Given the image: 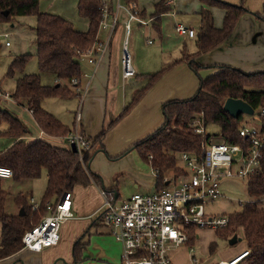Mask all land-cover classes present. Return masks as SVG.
Wrapping results in <instances>:
<instances>
[{
  "label": "crops",
  "instance_id": "0c3cea01",
  "mask_svg": "<svg viewBox=\"0 0 264 264\" xmlns=\"http://www.w3.org/2000/svg\"><path fill=\"white\" fill-rule=\"evenodd\" d=\"M78 1L76 4L78 17L71 14L69 9L55 11L41 8L43 11L50 10V13L58 14L71 21L77 30L86 31L89 22L79 15ZM107 1L111 13H116L117 25L113 29H103L99 32L98 38L105 43L106 47L98 64L94 67L88 62H82V82L86 87L81 130L90 139L97 138L105 130L101 141L94 146V153L89 162L90 169L99 179L93 180L88 185H77L72 190L74 214L63 222L58 244L45 247L41 251L22 248L15 254L0 260V264H124L121 258L122 244L111 234L108 225L100 219V213L105 193L116 200H122L137 192L150 191L151 193L161 189L152 165L144 160L137 144L163 125L165 121L163 105L173 99L183 100L193 97L200 87V80L216 73L220 65H229L249 73L264 71V19L257 16V13H263L264 0H226L234 4H243L247 11L240 17L232 35L226 41L215 49L197 56L196 61L203 65L198 73L187 61L177 60L184 54L194 55L198 51L196 40L201 25V10L204 6L201 0H168L173 9L163 13L159 18L153 15L155 4L159 0H138L137 6L140 12H143V17H140L147 23L131 21L129 36L125 27L129 20L127 10L117 8L118 0ZM111 6H113L112 9ZM212 12L215 25L221 27L224 10L214 6ZM21 17L25 16L16 17L7 23H12L11 27H14V23ZM79 20H81L80 24ZM4 23L0 21V31H11L13 36L14 31L10 29L11 27L4 26ZM177 24L192 27L195 30L194 37L178 32ZM34 36L36 38L35 30ZM127 38L128 47L130 49L132 45L133 55L136 58V75L125 79L121 59ZM16 59L28 61L29 56L21 55ZM169 64L172 66L146 90L135 104L126 109L139 90L148 83L150 76ZM20 76L22 73L18 77ZM52 81L53 83L48 85L59 82L54 76ZM62 99L67 100V98ZM68 99L76 101L75 107L71 110L73 118L70 125L65 118L61 119L59 116L58 118L73 129L80 98L76 95ZM11 100L18 106L28 109L32 114L26 104H21L13 98ZM45 100L43 107L47 110L44 105ZM18 116L28 125L22 116ZM35 123V128L28 125L31 132L26 139L29 141L40 138L38 135L42 130L39 129L36 121ZM43 136L45 140L55 145L66 146V142L61 137H52L45 133ZM12 142V139L0 136V150L9 147ZM135 150L138 155L135 154ZM43 174L48 182L47 172L44 171ZM34 180L31 183L35 182ZM25 183L29 182L25 181ZM21 194L25 195L28 203L29 197L35 198L32 191ZM17 208L22 207L17 204ZM195 237H199V231L192 237L190 244ZM244 240V246L236 247L238 249L234 253L229 252L226 258L219 261H226L241 254L247 246L246 239ZM212 244L214 246L210 245V249L213 251L216 244ZM179 247H175L178 249L174 254L173 248L170 251L174 263L177 264L175 262L177 259L179 264H192L195 257L191 252L194 251L189 248L188 261L186 256L182 258ZM76 255H79L78 260ZM208 260L202 259L203 263H214Z\"/></svg>",
  "mask_w": 264,
  "mask_h": 264
},
{
  "label": "trees",
  "instance_id": "16d2710c",
  "mask_svg": "<svg viewBox=\"0 0 264 264\" xmlns=\"http://www.w3.org/2000/svg\"><path fill=\"white\" fill-rule=\"evenodd\" d=\"M201 25L197 36L198 51L194 55L184 54L177 61H187L198 73L203 67L196 61L199 54L209 52L226 41L233 33L240 17L247 11L243 4H234L223 0H201ZM41 0H0V21L11 22L19 16H34L36 25L37 58L39 70L51 73L58 79L55 85L44 84L40 73H25V59H14L8 68L7 76L22 73L17 78L15 91L11 97L21 104H26L32 111L39 129L52 137H65L72 130L56 115L43 107V101L49 97L71 98L76 96L71 80L82 77V61L79 51H87L95 42L103 0H79L78 13L86 18L89 27L86 31L75 28L73 23L64 17L40 9ZM138 0H127V3ZM224 10L221 27L215 25L212 7ZM113 6H111L112 9ZM173 6L168 0H159L155 4L154 16L159 18L169 12ZM8 11V15L3 12ZM143 17V12L139 13ZM257 16L264 19L263 13ZM172 64L166 65L152 74L148 83L139 90L130 108L146 92V90ZM240 98L247 101L256 113V121L264 133V71L245 72L229 65L218 66V71L200 80L196 94L189 99H173L163 105L165 121L155 132L137 144L144 160L153 168L159 169L157 183L165 186V177L169 171L174 174L182 172L178 161L183 151L198 152L202 137L195 133L192 121L197 115L204 113V122L218 124L220 132L215 134L229 143H248V139L240 135L244 124V114L233 117L224 109L227 98ZM0 136L12 139V144L0 150V165L12 168L13 179L22 181L39 178L47 172L48 182L43 198L36 210H32L25 195L15 197L16 203L24 208L23 214H8L6 200L8 192L3 188L0 177V260L5 259L23 248V235L34 225L40 223L50 212L47 203L56 204L62 195L72 191L77 185H88L99 177L92 172L89 162L94 153V146L101 141L105 130L95 139H90L91 149L83 152L74 151L66 146L55 145L45 136L29 141L28 125L7 107H0ZM150 155L153 157L150 158ZM180 171V172H179ZM248 186L253 198L264 197V148L261 164L257 171L248 177ZM101 217V216H100ZM100 219L103 220L101 217ZM238 229L244 231L247 248L250 254L238 264H264V201L246 203L240 212L230 214L229 224L217 230L225 238L237 234ZM192 239V238H191ZM190 239V241H191ZM78 245V244H77ZM80 245V242H79ZM214 244H211L213 247ZM81 247L82 244H81ZM78 249V246H77ZM79 255H76L78 260Z\"/></svg>",
  "mask_w": 264,
  "mask_h": 264
},
{
  "label": "built area",
  "instance_id": "2783aa9c",
  "mask_svg": "<svg viewBox=\"0 0 264 264\" xmlns=\"http://www.w3.org/2000/svg\"><path fill=\"white\" fill-rule=\"evenodd\" d=\"M127 0H118L117 8L127 10L129 20L126 23L127 36L131 32L130 22L138 20L147 23L139 15L137 2L127 3ZM99 31L94 44L87 51H79L82 62H88L94 67L98 64L105 50V43L101 41L99 32L103 29L114 28L118 18L111 13L107 0H103ZM176 30L194 37L195 30L177 24ZM11 31H0V40L5 39L6 45H11ZM123 78L136 75L132 53L126 39L122 51ZM83 76V75H82ZM84 76H88L84 74ZM80 104L76 111L75 127L63 137L69 144H75L77 150L83 152L91 149L92 143L81 131L83 119V97L86 85L82 77L71 80ZM0 97H11L8 92L0 89ZM264 114V109L262 110ZM195 133L202 137L198 152L183 151L180 154L182 172L178 175H167V186L151 193L137 192L128 198L116 200L105 193L104 204L100 216L110 228L111 234L121 242V258L124 264H175L171 257V249L183 244L189 245L194 251L190 239L200 229L213 228L215 230L226 227L230 222V214H212L207 211L206 203L221 196L220 183L225 177H245L254 174L261 164L264 148V133L257 125L244 124L240 128V135L248 139V143H229L215 135L209 134L204 122V113L196 116L192 121ZM44 132L38 135L42 137ZM153 156L150 155V158ZM158 176L159 169L153 168ZM13 170L8 166L0 165V177L12 178ZM168 185H172L169 187ZM72 191L65 192L56 204L47 203L49 213L43 220L27 230L23 235V248L41 251L45 247L59 243L63 222L72 217ZM264 201L262 198H253L245 201ZM32 210L39 207L34 197H29ZM250 249L241 252L236 258L212 264H238L243 256H248ZM244 257V258H245ZM192 264H204L193 259Z\"/></svg>",
  "mask_w": 264,
  "mask_h": 264
},
{
  "label": "rangeland",
  "instance_id": "374dc122",
  "mask_svg": "<svg viewBox=\"0 0 264 264\" xmlns=\"http://www.w3.org/2000/svg\"><path fill=\"white\" fill-rule=\"evenodd\" d=\"M76 4L77 0H41L40 9L42 10L41 7H45L55 11H58L60 9H69L71 14L78 17V14L76 12ZM45 11L51 12L50 10ZM80 23L81 20H79V24ZM11 24L12 23L5 22L4 26L9 28L11 27ZM14 24V27L10 28L15 33L13 36H11L9 40L11 45L8 47L6 46L5 39L0 40V79H2V81L0 80V84L2 85H0V89L2 88L1 90H3V92H8L9 94H12L14 92L15 84L20 73L18 72L12 77L7 76L6 74L8 72L10 63L14 59L19 58L21 55L29 56V59L25 65L26 73H40L41 80L44 84H52L53 75L51 73L41 72L39 70L37 58V45L34 36L36 18L34 16L21 17ZM130 50L133 55L132 45H130ZM135 62L136 58L135 55H133L134 66ZM1 99V107H7L8 109L16 112L18 115L22 116L25 121H27L30 127H36L35 120L28 109L26 110L23 107L18 106L14 101L11 100V97L7 98V101H5L6 99H4V97H1ZM45 101L46 102L44 103V105L47 107V110L55 114L57 117L59 116V118L61 119L65 118V120H67V124L70 125V122L73 118L71 110H73V108L75 107L76 101L68 98L66 100L58 97H49ZM243 123L247 125H257L258 123L256 121V113L253 115L244 114ZM3 127L4 126H0V129ZM206 129L207 132L212 135L218 134L220 132V126L218 124H208ZM135 154L138 155L137 150H135ZM178 164L180 167L182 166L181 159H179ZM152 170L154 172V169ZM167 174L173 175L174 173L172 171H169ZM32 180L33 179L16 181L13 178L2 179L3 188L8 192V197L6 200V211L8 214L20 213L21 209L17 208L15 197L21 193H26V191H32L36 201L38 203L41 202L44 192L46 190L47 180L44 174L41 177L36 178L34 180L35 182L31 183ZM25 181L29 183H25ZM168 186L171 187L172 185ZM220 186L221 196L214 200H209L206 203V208L209 213L222 215L240 212L244 207L245 201L253 199V196L250 194L249 191L248 178L225 177L224 179H222ZM149 192L150 191H147V193ZM217 230L213 228H204L199 230V237H195L192 242V245H194L195 250L194 252H191V254L194 255L195 259L201 262H203L202 259H209L208 262H218L219 260L226 258L229 252L234 253V251L238 249L236 247L244 246V231L242 229H238L237 231L238 237H241L242 239L236 242L235 244H231L229 242V238L220 236L217 233ZM212 243L216 244V247L213 251L210 249V245ZM179 248H181L180 252L182 254V258L183 256H186L187 260L189 261L188 253L190 250L188 245L183 244ZM177 249L178 248L174 247L172 249V253L174 254ZM246 249H248L247 246L243 251H245ZM175 262L179 264V261L177 259Z\"/></svg>",
  "mask_w": 264,
  "mask_h": 264
},
{
  "label": "water",
  "instance_id": "95a60500",
  "mask_svg": "<svg viewBox=\"0 0 264 264\" xmlns=\"http://www.w3.org/2000/svg\"><path fill=\"white\" fill-rule=\"evenodd\" d=\"M8 13H9L8 11L3 12L4 15H8ZM224 109L235 118H238L242 114H250V115L255 114V109L247 101L240 98H233V97L227 98V100L224 103ZM71 147L74 151L77 150L75 144H72ZM23 213H24V208L22 207L19 214H23ZM241 239H242L241 237H238V235L235 234L229 239V242L231 244H235Z\"/></svg>",
  "mask_w": 264,
  "mask_h": 264
},
{
  "label": "bare ground",
  "instance_id": "6f19581e",
  "mask_svg": "<svg viewBox=\"0 0 264 264\" xmlns=\"http://www.w3.org/2000/svg\"><path fill=\"white\" fill-rule=\"evenodd\" d=\"M239 255H241V254H239ZM239 255L235 256L234 258L238 257ZM244 257L245 256H243L242 258L238 259V261L241 260V259H243Z\"/></svg>",
  "mask_w": 264,
  "mask_h": 264
}]
</instances>
